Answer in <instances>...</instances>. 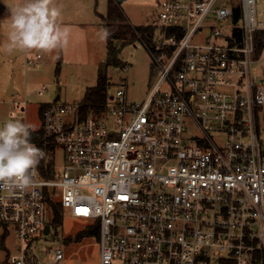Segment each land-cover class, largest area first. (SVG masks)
Instances as JSON below:
<instances>
[{
    "label": "built area",
    "instance_id": "2783aa9c",
    "mask_svg": "<svg viewBox=\"0 0 264 264\" xmlns=\"http://www.w3.org/2000/svg\"><path fill=\"white\" fill-rule=\"evenodd\" d=\"M215 1L157 0L146 47L160 74L143 102L118 88L83 119L47 103L38 128L61 147L63 166L50 179L36 167L24 190L0 189V223L18 240L9 264L64 259L61 245L41 242L49 201L93 221L99 264H264V20L256 0H235L237 24L234 4ZM209 16L220 28L204 24Z\"/></svg>",
    "mask_w": 264,
    "mask_h": 264
},
{
    "label": "rangeland",
    "instance_id": "374dc122",
    "mask_svg": "<svg viewBox=\"0 0 264 264\" xmlns=\"http://www.w3.org/2000/svg\"><path fill=\"white\" fill-rule=\"evenodd\" d=\"M108 0H54V6L63 14L58 23L69 29L68 42L62 47L51 51L25 49L13 45L9 40L10 9L17 4L23 5L24 0H1L0 3V126L8 119H20L37 130L41 125L38 110L44 103H64L78 108L88 88L97 85L99 78L106 80V92L110 96L118 88L126 90L128 101L141 103L154 86L159 77L158 69L153 65L146 45V39H140L142 28L154 23L159 13L157 0H124L117 4L126 21L124 24L136 36L128 41L116 55L125 67L114 66L107 54L105 28L102 16L106 15ZM239 5L235 0H216L214 9ZM74 15L75 23H65ZM258 20H264V0H256ZM230 21L224 24L229 27ZM81 24V23H80ZM204 24L211 28H220L218 21L209 16ZM81 27L83 30H77ZM207 29L199 34L202 42ZM117 40V39H116ZM216 42L223 43L222 40ZM117 43V42H116ZM121 42L118 41V44ZM14 46L21 52L15 59H9L7 51ZM39 55V58L35 59ZM33 61L30 63V61ZM33 63V64H32ZM105 64L104 73L102 64ZM264 69V62L259 65ZM12 86L17 90L9 96L7 89ZM45 87L42 95L38 90ZM24 104V115L17 104ZM107 104H110L108 100ZM11 113L15 115L12 116ZM111 118H109V123ZM258 124L264 128V111L258 116ZM37 146L35 142H31ZM45 146V145H44ZM44 162H51L53 171L59 173L63 166V151L53 144L52 149L44 148ZM50 214V213H49ZM84 235L76 239L80 234ZM43 245L59 244L64 259L59 264H99L98 234L93 232V221L90 219L73 218L67 212L62 215L60 225H50L48 235H41ZM18 250L17 233L14 226L0 223V264H9V258ZM44 260H48L47 258ZM41 264H44L41 263Z\"/></svg>",
    "mask_w": 264,
    "mask_h": 264
},
{
    "label": "clouds",
    "instance_id": "9594fccd",
    "mask_svg": "<svg viewBox=\"0 0 264 264\" xmlns=\"http://www.w3.org/2000/svg\"><path fill=\"white\" fill-rule=\"evenodd\" d=\"M54 0H24L10 9L9 40L25 49L51 51L68 42L69 29L58 23ZM105 37L107 33L105 32ZM33 126L8 119L0 126V189L24 190L33 185L29 174L45 156L31 143Z\"/></svg>",
    "mask_w": 264,
    "mask_h": 264
},
{
    "label": "trees",
    "instance_id": "16d2710c",
    "mask_svg": "<svg viewBox=\"0 0 264 264\" xmlns=\"http://www.w3.org/2000/svg\"><path fill=\"white\" fill-rule=\"evenodd\" d=\"M241 17V8L239 5H235L232 8V19L233 22L236 24L239 21V18ZM103 26L105 28V31L107 33L106 36V47H107V54L109 58H111V63L114 66H121L125 65L121 63L117 58L116 55L119 52L120 49H122L125 45L128 44V41H133L136 36L134 34L131 35L129 39H127V36L132 33V30H130L124 22L126 19L122 15V13L119 11V8L117 6V3L115 0H108L107 3V12L105 16H102ZM154 27L150 24L142 28L141 34H139L140 39H146V43L151 44V34L153 33ZM173 31L169 29L167 31V35H170ZM129 33V34H128ZM242 33L243 29L241 26H237L233 30V35L235 36L236 40L238 42H241L242 40ZM262 33L257 32V35L255 36L256 39V47L259 50L261 46V35ZM117 39V40H116ZM118 41L121 43L118 44ZM117 42V43H116ZM109 95L106 92V80L104 76H101L99 78V81L97 82V85L91 88H88L85 91L84 97L81 100L78 110H79V118L83 119L88 116L89 113L93 112L95 114L99 113L100 111L104 110L105 105L108 102ZM47 106V103H44L39 107L38 114L39 118L42 115V112L44 108ZM31 142H35L37 144V147L42 149L44 152V148L52 149L53 143L52 139L46 138L40 128L37 130H33L31 134ZM45 145V146H44ZM38 173L42 178L50 179L54 177V171L51 162H44V160H40V163L37 166ZM49 208L51 210V217L49 218L48 224L52 225L53 228H56L60 225L61 218H62V208L60 204L49 201ZM94 233H97L93 230ZM83 234H79L76 239L81 238Z\"/></svg>",
    "mask_w": 264,
    "mask_h": 264
},
{
    "label": "crops",
    "instance_id": "0c3cea01",
    "mask_svg": "<svg viewBox=\"0 0 264 264\" xmlns=\"http://www.w3.org/2000/svg\"><path fill=\"white\" fill-rule=\"evenodd\" d=\"M0 3H1V0H0ZM61 14H63L62 11H61ZM69 17H70L69 18L70 20H66L65 23L67 24V23L70 22L72 24L70 26L71 28L72 27H75V24L81 25V26L84 24L82 22H80L81 24L80 23H75V18H74L73 13L72 14H69ZM79 28H80V30H83L81 27H76L77 30H79ZM7 54H8V58L9 59H15V58H17V56H20L21 55V52L18 50V48L14 47V46H11V47H9V49L7 51ZM7 93H8L9 96H13V95H15L17 93V90L12 86V81L10 82V85H9V87L7 89Z\"/></svg>",
    "mask_w": 264,
    "mask_h": 264
},
{
    "label": "water",
    "instance_id": "95a60500",
    "mask_svg": "<svg viewBox=\"0 0 264 264\" xmlns=\"http://www.w3.org/2000/svg\"><path fill=\"white\" fill-rule=\"evenodd\" d=\"M124 0H115V2L119 5V4H121L122 2H123ZM104 68H105V64L103 63L102 64V71H103V73H104ZM49 232H50V225H45V227H44V231H43V233H44V235H48L49 234Z\"/></svg>",
    "mask_w": 264,
    "mask_h": 264
}]
</instances>
